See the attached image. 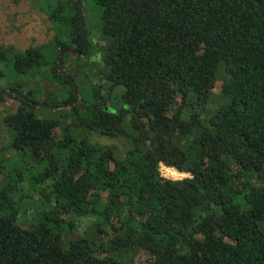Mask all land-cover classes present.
<instances>
[{"label": "trees", "instance_id": "1", "mask_svg": "<svg viewBox=\"0 0 264 264\" xmlns=\"http://www.w3.org/2000/svg\"><path fill=\"white\" fill-rule=\"evenodd\" d=\"M91 1L108 92L89 87L68 123L7 93L21 103L3 117L11 145L32 162L31 188L53 205L31 214L20 209L24 177L0 183V264H123L103 251L124 264L142 254L144 264H264V0ZM48 15L66 28L67 39L56 31L51 40L56 57L82 51L77 1L60 0ZM45 63L42 46H29L13 68ZM78 68L68 73L79 90ZM51 71L70 100L72 85ZM218 97L225 103L214 107ZM92 134L127 146L119 153ZM161 163L188 176L163 177ZM83 218L93 237L64 242Z\"/></svg>", "mask_w": 264, "mask_h": 264}, {"label": "rangeland", "instance_id": "2", "mask_svg": "<svg viewBox=\"0 0 264 264\" xmlns=\"http://www.w3.org/2000/svg\"><path fill=\"white\" fill-rule=\"evenodd\" d=\"M58 1L60 0H0V49L4 55V58L0 61V92L16 87L20 88L24 94L34 92L38 103L67 104L68 100H65L64 93L60 92V84L57 80L53 79L51 71V68L56 66L58 57H56L57 50L55 46L51 44L54 32H59L61 35L60 39H67L65 35L66 28L63 24H55L58 27L55 28L54 23L48 15ZM82 4L84 6L83 19L87 48L82 50L83 54L70 53L71 55H68L67 63L65 62L66 64L62 66V69L67 73H73L72 67L75 68V65L79 67L78 71H74L80 86L79 90L77 86L78 100L72 105H64L59 109L31 105L34 113L39 116L60 117L61 119H65L67 123L71 122L70 117L68 118L71 106L76 105L81 97H85L89 87L98 85L103 93L108 92L107 82L102 76L98 75L101 66L99 65L98 58H93L94 50L92 49L94 42L98 44L99 49L104 44V41L97 35V28L100 24V7L91 0H83ZM9 46L12 48L4 53V50ZM29 46H42L46 63L39 69L29 73H17L13 68L14 56ZM88 51L90 52L88 53ZM218 74L222 76L221 66L218 68ZM219 82L217 81L216 83L213 90L214 93L218 91ZM122 88V86H119L114 91L120 92ZM0 96H3L0 99V161L5 165V170H7L0 174V183H4L11 176L21 174L24 177L19 184L22 189L21 193L27 197L23 199L20 197V209L30 210L29 213L31 214L49 209L52 207L53 202L46 201L44 196L41 197L39 187L31 188L29 185L28 175L31 173L29 167L32 165V162L27 155L18 152L12 147L13 134L3 121V117L8 113L15 112L21 106V103L13 96L7 95V93ZM221 103H225V100L221 97L216 98L214 107ZM91 137L95 141L115 146L119 150V153L127 146V141L123 137L108 138L98 134H92ZM21 163L25 165V169L21 168ZM9 168L12 170H9ZM35 168L36 166L34 165L33 169ZM184 176H188V174ZM13 197L19 198V193H14ZM66 219L70 220L71 218L68 216ZM26 223L27 220L23 222V224ZM87 223L86 218L81 219V221L79 220L78 229L63 236L64 242L82 235L93 237V231L88 229ZM95 237L99 244L105 243L102 234L99 237ZM100 255L116 256L115 258H120L121 263H126V257L119 256L118 252L108 253L103 251ZM139 258L140 264H144L147 255L142 254Z\"/></svg>", "mask_w": 264, "mask_h": 264}, {"label": "water", "instance_id": "3", "mask_svg": "<svg viewBox=\"0 0 264 264\" xmlns=\"http://www.w3.org/2000/svg\"><path fill=\"white\" fill-rule=\"evenodd\" d=\"M76 1H77L78 6H79L81 33H82V37H83V41H84V48L83 49H86L87 48V42H86V36H85V30H84L83 6L81 3V0H76ZM65 53L83 54V51H79V50L73 49V48H65V49L60 51V53L57 57V62H56L57 71L59 72V74H61L64 78H66L70 82V84L72 85V88H73L72 97L70 100H68L67 104L57 105L54 103L34 102L33 100H31L29 98L31 92H27L24 94V93L20 92L17 88L4 90V91L0 92V95L6 94V93H11V94H14L15 96L21 98L23 101L28 102L29 104L35 106V107H44V108H51V109H59L60 107H62L64 105L66 106V105L74 104L78 100L77 84L74 81V78L62 69V66H61L62 57Z\"/></svg>", "mask_w": 264, "mask_h": 264}, {"label": "built area", "instance_id": "4", "mask_svg": "<svg viewBox=\"0 0 264 264\" xmlns=\"http://www.w3.org/2000/svg\"><path fill=\"white\" fill-rule=\"evenodd\" d=\"M159 172L161 176L166 177V178H171V179H181L183 177H186L184 175H187L186 173L177 171L173 167L165 166L162 163L160 164Z\"/></svg>", "mask_w": 264, "mask_h": 264}, {"label": "flooded vegetation", "instance_id": "5", "mask_svg": "<svg viewBox=\"0 0 264 264\" xmlns=\"http://www.w3.org/2000/svg\"><path fill=\"white\" fill-rule=\"evenodd\" d=\"M93 58H98V60L100 61V53H99V46H98V44L96 43V42H94L93 43ZM34 96H33V93L31 92V94H30V99L32 100V98H33Z\"/></svg>", "mask_w": 264, "mask_h": 264}]
</instances>
